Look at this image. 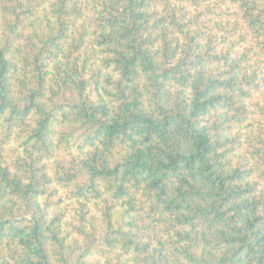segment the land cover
Segmentation results:
<instances>
[{
    "label": "trees",
    "instance_id": "16d2710c",
    "mask_svg": "<svg viewBox=\"0 0 264 264\" xmlns=\"http://www.w3.org/2000/svg\"><path fill=\"white\" fill-rule=\"evenodd\" d=\"M0 264H264V0H0Z\"/></svg>",
    "mask_w": 264,
    "mask_h": 264
}]
</instances>
